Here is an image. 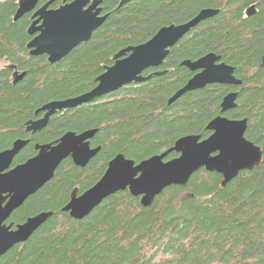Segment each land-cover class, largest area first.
Returning a JSON list of instances; mask_svg holds the SVG:
<instances>
[{"label": "trees", "instance_id": "trees-1", "mask_svg": "<svg viewBox=\"0 0 264 264\" xmlns=\"http://www.w3.org/2000/svg\"><path fill=\"white\" fill-rule=\"evenodd\" d=\"M106 22L66 58L49 64L31 56L28 16L14 22L19 0H0V61L25 77L14 84L0 69V153L29 140L13 166L37 155L68 132L97 130L91 147L101 151L85 167L65 160L54 178L29 197L7 221L16 228L43 212L53 216L25 243L0 257V264H264V0H102ZM256 6V14L247 10ZM204 9L219 14L203 21L174 46L151 79L132 83L76 108L57 113L41 132L26 131L36 112L53 101L77 98L123 49L147 43L160 29L185 24ZM210 53L235 68L242 85H211L169 100L195 73L182 63ZM155 73H161L156 75ZM237 92V107L224 116L248 120L246 138L262 149L260 165L223 186L222 175L205 169L185 187L172 186L151 207L119 192L83 220L63 208L82 194L123 154L140 163L171 149L188 135L207 138V125L221 114L225 96ZM178 157L173 152L167 160Z\"/></svg>", "mask_w": 264, "mask_h": 264}, {"label": "water", "instance_id": "water-1", "mask_svg": "<svg viewBox=\"0 0 264 264\" xmlns=\"http://www.w3.org/2000/svg\"><path fill=\"white\" fill-rule=\"evenodd\" d=\"M39 1L20 0L14 22L32 12ZM55 1L59 0L50 1L34 14L35 20L28 29L30 36L38 34L28 44L30 55L46 56L49 64L61 62L75 48L88 42L108 18V14L102 15V0H74L50 10L49 7ZM128 2L123 0L118 9ZM218 14L219 10L204 9L185 24L160 29L145 44L121 50L115 56L114 64L97 78L96 88L77 98L46 104L36 112V116L41 113L44 116L27 122L26 131L32 134L41 132L57 113L93 102L132 83L151 79V75L144 77L143 73L162 66L170 50L192 29ZM254 14L255 5L246 12L247 17ZM182 66L195 75L169 100V104L188 92L203 90L211 85H242L235 77V68L222 62L221 57L214 53L196 61L186 60ZM9 68L17 70L15 66ZM25 75L26 72L15 71L14 84ZM237 98V92L224 97L221 114L207 125V130L211 132L207 138L202 135L185 136L171 149L138 164L123 154L116 156L109 162L104 176L92 188L82 194L78 189L73 191L63 212L75 220H83L108 198L122 191L140 198L141 206L147 208L167 188L187 186L193 175L202 169L222 175L223 186L232 182L241 172L254 170L260 165L263 152L245 136L248 120H233L224 116L227 111L237 107ZM96 134L95 129L80 134L68 132L53 143L36 145L37 155L16 167H13L14 160L29 140H17L12 148L0 153V257L15 246L27 242L53 216V212H43L14 229L12 225H7L12 214L54 178L65 160L72 159L78 167L87 166L101 151V147H91V140ZM173 152L178 157L167 160Z\"/></svg>", "mask_w": 264, "mask_h": 264}, {"label": "flooded vegetation", "instance_id": "flooded-vegetation-1", "mask_svg": "<svg viewBox=\"0 0 264 264\" xmlns=\"http://www.w3.org/2000/svg\"><path fill=\"white\" fill-rule=\"evenodd\" d=\"M20 1V0H19ZM50 1H52V0H40L39 1V3H38V5H37V7L32 11V12H30V13H28L27 15H25V16H28V18H29V21H30V25L32 24V22L35 20V19H33V16H34V14L41 8V7H43L44 5H46L47 3H49ZM72 1H74V0H59V1H55L50 7H49V9L50 10H56V9H58V8H60L61 6H64V5H66V4H68V3H71ZM19 3V2H18ZM18 9V8H17ZM102 15H105L104 14V12H103V14ZM30 25H29V27H30ZM29 29V28H28ZM28 32V31H27ZM29 35V34H28ZM38 34H36L35 36H37ZM30 36V35H29ZM35 36H30V41L35 37ZM30 41H29V43H30ZM28 43V44H29ZM28 44H27V48H28ZM0 65H1V67H0V69H9V70H12V78H13V81H14V79H15V77H14V73H15V71H17V70H15V69H10L9 67L10 66H14V65H10L9 64V62H7V61H4V60H1L0 61ZM19 72V71H18ZM20 73V72H19ZM44 116V114L43 113H41V114H39V116H38V118L37 119H39V118H42ZM15 161V160H14ZM14 164V163H13ZM13 167H16V166H13ZM15 229V228H14Z\"/></svg>", "mask_w": 264, "mask_h": 264}, {"label": "rangeland", "instance_id": "rangeland-1", "mask_svg": "<svg viewBox=\"0 0 264 264\" xmlns=\"http://www.w3.org/2000/svg\"><path fill=\"white\" fill-rule=\"evenodd\" d=\"M0 67H1V65H0Z\"/></svg>", "mask_w": 264, "mask_h": 264}]
</instances>
